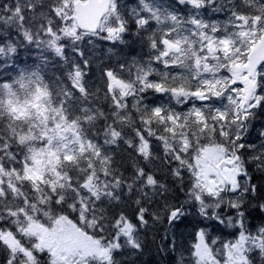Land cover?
<instances>
[{
	"label": "snow or ice",
	"instance_id": "snow-or-ice-1",
	"mask_svg": "<svg viewBox=\"0 0 264 264\" xmlns=\"http://www.w3.org/2000/svg\"><path fill=\"white\" fill-rule=\"evenodd\" d=\"M150 251L264 264V0H3L0 264Z\"/></svg>",
	"mask_w": 264,
	"mask_h": 264
},
{
	"label": "trees",
	"instance_id": "trees-1",
	"mask_svg": "<svg viewBox=\"0 0 264 264\" xmlns=\"http://www.w3.org/2000/svg\"><path fill=\"white\" fill-rule=\"evenodd\" d=\"M0 2H3V0H0ZM124 3L134 4L135 0H122ZM131 51L139 54L140 53V46L139 45H133ZM97 83H99V80L97 79ZM253 137H255V133H253ZM257 175H259L257 173ZM260 181L257 180V183ZM256 223H259V221H255ZM159 258L154 255V251H150L146 256L144 257V261L151 262V264H157Z\"/></svg>",
	"mask_w": 264,
	"mask_h": 264
}]
</instances>
